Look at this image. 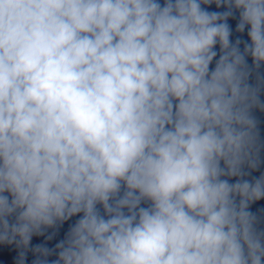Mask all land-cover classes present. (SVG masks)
<instances>
[{
  "label": "clouds",
  "instance_id": "9594fccd",
  "mask_svg": "<svg viewBox=\"0 0 264 264\" xmlns=\"http://www.w3.org/2000/svg\"><path fill=\"white\" fill-rule=\"evenodd\" d=\"M0 245L264 264V0H0Z\"/></svg>",
  "mask_w": 264,
  "mask_h": 264
}]
</instances>
